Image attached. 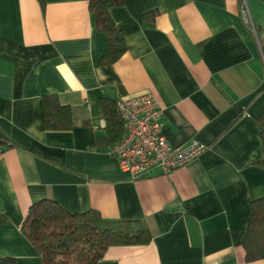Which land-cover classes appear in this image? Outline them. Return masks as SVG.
I'll return each instance as SVG.
<instances>
[{"label": "crops", "instance_id": "crops-1", "mask_svg": "<svg viewBox=\"0 0 264 264\" xmlns=\"http://www.w3.org/2000/svg\"><path fill=\"white\" fill-rule=\"evenodd\" d=\"M110 16L125 49L102 63L89 0H0V258L42 264L22 225L49 198L146 222L148 243L111 245L97 264H264L241 243L250 199L264 196V0H122ZM143 93L170 146L207 148L131 179L103 139L102 100ZM46 94L71 108L69 129L45 128Z\"/></svg>", "mask_w": 264, "mask_h": 264}, {"label": "trees", "instance_id": "trees-1", "mask_svg": "<svg viewBox=\"0 0 264 264\" xmlns=\"http://www.w3.org/2000/svg\"><path fill=\"white\" fill-rule=\"evenodd\" d=\"M39 2L43 6L45 0ZM121 3L122 0H89L95 26L108 40L102 63L115 61L125 49L123 35L110 16V9ZM102 104L106 122L103 139L115 144L124 133L117 101L105 98ZM42 116L47 129L65 130L72 125L71 108L61 104L55 94L43 95ZM257 121L262 146L258 162L264 168V112ZM249 203L250 215L241 243L247 260L264 259V196L250 199ZM22 232L42 264H97L111 245L146 244L151 240L143 220L107 219L94 209L69 212L49 198L30 205ZM0 264H16V260L0 258Z\"/></svg>", "mask_w": 264, "mask_h": 264}, {"label": "built area", "instance_id": "built-area-1", "mask_svg": "<svg viewBox=\"0 0 264 264\" xmlns=\"http://www.w3.org/2000/svg\"><path fill=\"white\" fill-rule=\"evenodd\" d=\"M242 13L245 23L252 27L247 11L243 9ZM117 111L124 133L110 152L118 158L121 169L131 179L153 169L167 174L197 158L207 148L196 140L183 147L170 146L162 133V109L152 93L117 100ZM2 151L0 144V154Z\"/></svg>", "mask_w": 264, "mask_h": 264}]
</instances>
